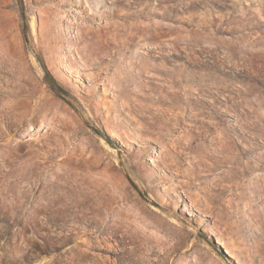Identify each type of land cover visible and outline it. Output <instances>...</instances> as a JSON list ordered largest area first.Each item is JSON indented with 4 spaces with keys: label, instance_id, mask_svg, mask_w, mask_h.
<instances>
[{
    "label": "rangeland",
    "instance_id": "obj_1",
    "mask_svg": "<svg viewBox=\"0 0 264 264\" xmlns=\"http://www.w3.org/2000/svg\"><path fill=\"white\" fill-rule=\"evenodd\" d=\"M137 231L264 264V0H0V264Z\"/></svg>",
    "mask_w": 264,
    "mask_h": 264
},
{
    "label": "bare ground",
    "instance_id": "obj_2",
    "mask_svg": "<svg viewBox=\"0 0 264 264\" xmlns=\"http://www.w3.org/2000/svg\"><path fill=\"white\" fill-rule=\"evenodd\" d=\"M130 238V242L133 244V246L129 249L125 247L124 249L117 250V255L109 259L107 262H94L89 264H143L144 260L146 259L143 255L148 253V251L154 254V252H158L156 248L162 249V258L163 262L166 263L168 260L169 255L174 251L173 248H166L163 246L164 240L163 236L159 237L158 235H146L142 231H137L133 233L132 235H128ZM125 240V239H124ZM122 242V240L120 241ZM165 247V248H163ZM160 253V252H159ZM148 260V259H147ZM164 263V264H165ZM80 264V263H76Z\"/></svg>",
    "mask_w": 264,
    "mask_h": 264
},
{
    "label": "trees",
    "instance_id": "obj_3",
    "mask_svg": "<svg viewBox=\"0 0 264 264\" xmlns=\"http://www.w3.org/2000/svg\"><path fill=\"white\" fill-rule=\"evenodd\" d=\"M47 71V70H46ZM48 74V73H47Z\"/></svg>",
    "mask_w": 264,
    "mask_h": 264
}]
</instances>
